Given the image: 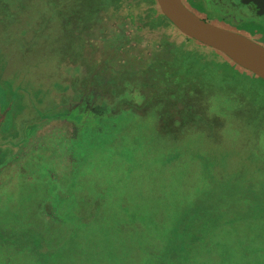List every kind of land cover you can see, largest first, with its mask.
I'll list each match as a JSON object with an SVG mask.
<instances>
[{
  "label": "rangeland",
  "instance_id": "obj_1",
  "mask_svg": "<svg viewBox=\"0 0 264 264\" xmlns=\"http://www.w3.org/2000/svg\"><path fill=\"white\" fill-rule=\"evenodd\" d=\"M152 1L0 0V229L5 230L0 235V264H73L69 224L57 217L55 195L40 191L47 196H39L37 185L44 189L47 179L58 178L55 194L71 192L79 165L72 149L88 129L100 133L103 116L119 114L125 103L132 105L126 111L133 120L123 124L116 147L107 158L98 156L94 170L83 169L90 184L94 177L104 183L77 188L80 207L99 209L100 221L109 224L104 235L120 246L128 242L119 250L105 249L106 242L101 245L95 254L105 264L113 258L120 264H157L169 246L180 242L187 249L183 256H189V229L198 233L200 220L235 223L237 243L249 238L253 246L259 243L255 238L264 235L247 225L251 216L264 213V81L169 19L161 21L163 13ZM184 2L223 27H259L254 38L264 43L263 23L238 20L228 8L214 10L206 0ZM181 51L187 63H194L186 80L193 79L194 69H206L201 74L206 88L187 86L173 101L176 89L167 87L164 79L177 72L165 63ZM151 64L155 67L146 73ZM230 66L234 72H228ZM214 93L224 100L218 107L213 104L214 118L221 120L216 123L222 124L220 133H214L215 142H209L203 131L193 134L192 125L196 115L199 122L210 124L203 118L208 110L213 115L212 109L202 100ZM190 103L192 111L186 107ZM190 145L195 159L180 158L169 168L159 160L175 159L178 150L184 153ZM205 153H213L208 168L217 169L213 186L202 161ZM211 208L212 213L205 212ZM180 212L184 215L177 221L174 215ZM143 217H153L155 230L166 229L169 236L183 221L185 236L174 232L171 237L176 238H166L144 229ZM117 225L125 228L129 241L118 236ZM35 228L43 241L34 238ZM85 251L84 244L74 254L88 257ZM85 257L80 264H86Z\"/></svg>",
  "mask_w": 264,
  "mask_h": 264
},
{
  "label": "trees",
  "instance_id": "obj_2",
  "mask_svg": "<svg viewBox=\"0 0 264 264\" xmlns=\"http://www.w3.org/2000/svg\"><path fill=\"white\" fill-rule=\"evenodd\" d=\"M156 3L155 0L152 1V3ZM98 9L92 11L91 22L97 16ZM156 13L157 10L155 9ZM153 17H157L156 15H152ZM161 21H165L168 18L165 15H160ZM166 18V19H165ZM171 23V21H168ZM193 53V51H191ZM174 53V52H173ZM203 54V53H201ZM185 53L183 51L181 52H175L174 57H172L171 61H166V67L173 70L176 73V77H166L164 79V82L167 87H171L176 89L175 92L172 93L173 101L178 100V97L182 94L184 95V92L186 91L187 86L194 85L197 89L198 88H206V84L203 83V79L201 77L202 72H205L206 69H194L195 74L193 79L186 80V71L191 70V65L194 64L193 62H186L184 58ZM205 55V54H203ZM211 60V59H209ZM213 61V60H211ZM214 62V61H213ZM225 65V64H220ZM153 67H155V64H151L147 69L146 73L149 72V70L152 71ZM186 67H189L188 69ZM231 67V66H230ZM143 72V70L141 71ZM141 72L136 73V75L141 74ZM228 72H234V68L231 67ZM152 73V72H151ZM234 74V73H233ZM260 80L264 81L263 79L259 78ZM62 90H67V86H63L61 88ZM67 91H63V94ZM222 98L220 96H216L215 93L211 94L209 96H206L202 103L206 105H210V108L212 109L211 112L213 114V104L218 107L220 105H223ZM192 102V101H191ZM239 102L237 101V104ZM127 108L120 112L117 115H106L103 116V119L101 121V125L104 127H101V131L95 132L92 129H88L86 135L84 136L83 141H81L80 145H77L72 149L73 155L76 158V162H78V166L74 168V176L71 181V192L66 193L65 195H59L57 196L55 192L53 191L54 186L57 187L58 184H60V180L51 178L46 180V184L41 185L44 189H40V184L37 185V191L39 193V196L45 197L47 196L46 193H40L47 191V194L49 192V196L52 194L55 195L57 198V202L54 203L56 205V208H59V212L57 213V217L62 220V223H68L69 226V232L68 237L71 242L67 243L71 245V247L68 248V251L72 256V263L73 264H80V261L82 258H84L87 253H83L82 257L79 259V256L75 253V250L82 245H86L89 251V256L85 257V260L83 261L86 264H105L104 260L100 255H96L95 251L102 250L101 245H104V243H107V246H105V249L114 248L112 250H115L116 247L118 250L120 247H124L127 245V243L120 246L119 241L116 239H110V237L104 235V232L109 227V224L100 221L99 216H102L103 214L100 212L99 209L94 210H87L84 208H81L80 206L83 204L81 198L82 196L77 193V188H81L82 184L85 183V185H90L92 188H100V186L104 183V180L101 177H94L92 178V183L88 182L85 178L86 173L83 172V169L87 170H94L95 165L98 162V156L102 154L101 156H105L107 158V154L110 153L115 147V142L117 139L121 138V132L123 128V124H125V121L133 120V114L131 112H127L126 110L130 109L129 107L132 106L130 103L126 104ZM187 110L192 111L194 109L193 103L188 104ZM184 111V110H183ZM210 110H208L207 118L205 121H210V124H203L202 122H199V115L195 117L196 122H194V125H192V129H194L193 134L197 132L203 131V134L207 137L209 142H215V135L220 133V127L222 123H216L218 121H221L219 117L214 118V114L211 115ZM134 112V111H133ZM185 113V111H184ZM182 111H179V115L181 116ZM200 114V113H198ZM160 116H162L160 114ZM206 116V115H205ZM189 117V116H188ZM204 117L202 114L200 115V118ZM181 118H185L184 116H181ZM191 118V117H189ZM223 120V119H222ZM181 119L179 120V124L181 123ZM224 121V120H223ZM131 123V122H130ZM161 123L164 125L165 121L164 119H161ZM226 123V121H225ZM125 129V128H124ZM3 130V129H2ZM233 139V138H232ZM207 140V141H208ZM187 148V147H186ZM179 154L174 155L175 159H171L168 157H164V159L160 158V161H164L165 164L169 163V166L165 167L169 168L172 165L179 164L180 158H189L195 159L193 157L194 152L192 151L191 145L187 148V150L182 153L180 150ZM213 153L210 154H203L202 155V161L203 165L206 170V177H209V180L212 181V186L215 184L217 180V169H209L208 164L211 162ZM172 160V161H171ZM133 161V160H132ZM171 161V162H170ZM220 177H218L219 179ZM220 179H229L228 177L220 178ZM30 181V180H29ZM31 183V182H28ZM27 183V184H28ZM70 184V182H69ZM46 185V186H45ZM211 186V187H212ZM5 196V195H4ZM23 195L20 196L22 198ZM31 197V195H29ZM55 197H53L55 199ZM19 198H15L17 200ZM104 199V197H103ZM54 200V201H56ZM3 201V199H2ZM52 203V202H51ZM177 209L176 211L181 210L180 203L177 199ZM214 211L213 208L207 209L205 212L212 213ZM173 212V211H172ZM204 212V213H205ZM261 212V211H260ZM119 213L116 214V216ZM252 215H255L253 212ZM184 214L181 212L179 214H175V218H177V221L181 219V217ZM207 218H210V215L207 214ZM125 219H120L119 222L123 223ZM141 222L143 224L144 229L150 228L153 229L155 233H161L166 238H176L171 237L174 232L177 234H183L185 236V233L183 231V228L181 226L182 222L178 226V232L176 228L172 229V233L169 235L166 234V229L164 233L162 231L157 232L155 230L154 224L155 220L153 217H143L141 218ZM32 225V224H31ZM248 227H254L258 228L261 233L264 234V213H261L259 216H251L248 219L247 223ZM257 226V227H256ZM74 227V228H73ZM115 228V227H114ZM231 228V229H230ZM29 228H26V230ZM31 229V228H30ZM36 230H33L34 238L37 241H43V237L41 236V230L35 228ZM119 231V235H123L125 239L129 241V237L126 234V230L124 227H121L120 225H117V228ZM235 229L237 228V225L229 224L227 221H219L215 222L212 220H200V226L199 231L197 233L196 229H189L191 231V248L189 249V256L185 255L183 256V253L187 252V249L183 244L180 242V245L176 246H169L167 250L164 251V257H161L158 260L157 264H264V235L260 237H256L255 240L256 243L253 246L252 240L248 238L247 234L244 235L246 239V243H237L238 236L235 233ZM23 232V231H22ZM5 230L0 229V235L4 234ZM190 235V236H191ZM230 235V237H228ZM181 235H178V237ZM165 239V238H163ZM68 240V241H69ZM88 241L91 242V244L88 243ZM203 241V242H202ZM116 243V246H113V243ZM202 242V244H201ZM174 242H172L173 244ZM201 244V246H200ZM241 244V245H240ZM141 246V245H140ZM135 245L133 247L132 253L134 252ZM111 250V249H110ZM50 252V251H49ZM197 252L199 254H197ZM79 253H82V248L79 250ZM48 254V253H46ZM52 253L50 252L48 255L50 256ZM144 254V253H143ZM152 255H155L153 253ZM185 258V259H184ZM145 259H150L145 257ZM155 258H153L154 260ZM107 264H120L118 259H110L107 261Z\"/></svg>",
  "mask_w": 264,
  "mask_h": 264
},
{
  "label": "water",
  "instance_id": "obj_3",
  "mask_svg": "<svg viewBox=\"0 0 264 264\" xmlns=\"http://www.w3.org/2000/svg\"><path fill=\"white\" fill-rule=\"evenodd\" d=\"M156 1L163 15L183 33L224 53L234 63L264 80L263 44L202 18L183 0Z\"/></svg>",
  "mask_w": 264,
  "mask_h": 264
},
{
  "label": "flooded vegetation",
  "instance_id": "obj_4",
  "mask_svg": "<svg viewBox=\"0 0 264 264\" xmlns=\"http://www.w3.org/2000/svg\"><path fill=\"white\" fill-rule=\"evenodd\" d=\"M206 1L209 2V4L214 10L225 11L228 8V10L231 13H233L234 17H236L237 19L239 18L238 20H241V18L242 19L245 18L247 19L248 22L251 23L254 22V23L264 24V7L258 0H206ZM184 3L186 4V2ZM199 16L209 21V18L204 17L202 15ZM252 27L253 29L248 30L249 28ZM229 28L232 30L234 29L235 31L237 30V32L239 31L240 33H243L244 35L264 45L263 42L254 38L257 35V32L259 31V27L257 26L250 25L249 28H244L243 30L234 26L233 27L231 26Z\"/></svg>",
  "mask_w": 264,
  "mask_h": 264
},
{
  "label": "crops",
  "instance_id": "obj_5",
  "mask_svg": "<svg viewBox=\"0 0 264 264\" xmlns=\"http://www.w3.org/2000/svg\"><path fill=\"white\" fill-rule=\"evenodd\" d=\"M261 4H262V6L264 7V0H258ZM101 188H105V185H103Z\"/></svg>",
  "mask_w": 264,
  "mask_h": 264
}]
</instances>
